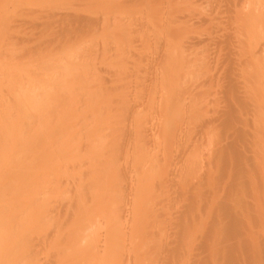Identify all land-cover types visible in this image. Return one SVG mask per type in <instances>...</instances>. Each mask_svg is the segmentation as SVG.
Here are the masks:
<instances>
[{
  "label": "rangeland",
  "instance_id": "obj_1",
  "mask_svg": "<svg viewBox=\"0 0 264 264\" xmlns=\"http://www.w3.org/2000/svg\"><path fill=\"white\" fill-rule=\"evenodd\" d=\"M218 1L0 0V264H165V238L172 233L167 223L178 218L161 223L156 217L163 208L187 204L193 192L201 206L221 191L230 176L220 179L224 157H230L229 164L244 165L247 156L257 162L254 168L252 161L246 163L250 178L263 185L264 115L248 116L246 109L233 124L223 121L232 109L230 60L237 62L231 65L235 75L243 68L245 77L256 79L250 88L263 89L255 83L264 75V28L260 33V27L247 25L262 12L246 9L232 18ZM239 23L253 34L232 36L229 28ZM78 24L90 32L71 38L68 29ZM241 56L250 57L243 67ZM246 67H259V76ZM234 147H241L242 158L231 159ZM36 163L42 177L34 171H39ZM213 175H219L217 181ZM159 178L171 182L160 184ZM213 180L223 183L213 186ZM263 188L253 192L260 205ZM200 225L205 237L199 244L214 253L218 240L206 233L205 222ZM260 226L251 239V251L260 249L251 264H264Z\"/></svg>",
  "mask_w": 264,
  "mask_h": 264
},
{
  "label": "bare ground",
  "instance_id": "obj_2",
  "mask_svg": "<svg viewBox=\"0 0 264 264\" xmlns=\"http://www.w3.org/2000/svg\"><path fill=\"white\" fill-rule=\"evenodd\" d=\"M104 1V0H103ZM108 1V0H107ZM176 1V0H175ZM183 1V0H182ZM220 1V0H219ZM218 1V2H219ZM222 1V2H221ZM220 2H221V4L222 3H224V6L223 7H225V10H228V12L227 13H229V16L231 15L232 16V18H236V16H239V14H247L248 12H244L243 10H248L249 12H259V11H261L262 12V16H261V19H259V18H257V20H255L256 22L255 23H257V25L258 26H256L255 25V23H253L254 25H251L250 23V25L249 24H247L249 27V30L252 28V26H253V28H257V27H260V29H261V27H263L264 28V0H221ZM115 2H117V1H115ZM180 2H181V0H180ZM187 2V1H186ZM203 2V1H202ZM219 2V3H220ZM112 3V2H111ZM184 3V2H183ZM115 4V3H114ZM122 4V3H121ZM127 4V3H126ZM125 4V5H126ZM216 4V3H215ZM117 5V4H116ZM124 5V6H125ZM113 6V5H112ZM222 6V5H221ZM220 6V7H221ZM119 7H120V5H119ZM181 7H183V6H181ZM222 7V8H223ZM216 8V7H215ZM123 9V8H122ZM189 9V8H188ZM118 10H119V8H118ZM120 10H121V8H120ZM181 10V9H180ZM184 10V9H183ZM185 11H186V9H185ZM180 13V12H179ZM235 16V17H234ZM245 17V16H244ZM250 17V16H249ZM255 17V16H254ZM259 17V16H258ZM251 18V17H250ZM238 19H240V17L238 18ZM244 19V18H243ZM243 19H242V21H243ZM173 20V19H172ZM259 20V22H257ZM91 20H89V23L88 24H90L91 22H90ZM235 21H236V19H235ZM241 21V20H240ZM84 22L85 23H87L86 22V20H84ZM238 22V21H237ZM236 22V23H237ZM244 22V21H243ZM253 22V21H252ZM79 23V22H78ZM81 23H82V20H81ZM224 23V22H223ZM242 23V22H241ZM246 23V22H245ZM74 25V24H73ZM72 25V26H73ZM76 25H77V23H76ZM76 25H74V26H76ZM85 25V24H84ZM83 24H81V26H80V24H78V27L74 30V28H73V30H72V28L71 29H68V27L66 28V32L69 30V32L70 31H72V36H71V38H74V39H76V36L78 37L79 35H80V38L82 37V35L84 36V34H83V32H85L86 31V26H84ZM231 25V24H230ZM238 25H240V23L238 24ZM238 25H235V26H232V27H234V28H231L230 26V31L229 32H231L230 34L233 36L234 34H239V33H242V32H244V33H242V34H245L246 35V32L248 33V35L249 34H253V33H251L252 31H249V30H246V28H245V26L244 25H240V26H238ZM246 25V26H247ZM91 26V25H90ZM95 26V25H94ZM238 26V27H237ZM243 26H244V29L243 30H241L242 28H243ZM250 26H251V28H250ZM255 26V27H254ZM69 27H71V25L69 26ZM88 27V26H87ZM92 27H93V25H92ZM94 28V27H93ZM96 28V27H95ZM68 29V30H67ZM91 29V28H90ZM90 29H88V30H90ZM87 30V31H88ZM93 30V29H92ZM245 30H246V32H245ZM257 31H259L258 29H256ZM256 30L254 31V32H256ZM87 31H86V33H87ZM262 31H263V29H261L260 30V33H262ZM61 32H63V34H64V31L62 30ZM88 32H90V31H88ZM178 33V32H177ZM69 34V33H68ZM74 34V35H73ZM241 34V35H242ZM258 34V33H257ZM67 35V34H66ZM178 35V34H177ZM255 35V34H254ZM60 36V35H59ZM62 36V35H61ZM74 36V37H73ZM247 36V35H246ZM251 36L252 35H250L249 36V38H251ZM64 39H65V34L62 36ZM61 37V38H62ZM241 37V36H240ZM66 38H68V36H66ZM79 38V37H78ZM77 38V39H78ZM174 38V37H173ZM187 38V37H186ZM224 38V37H223ZM253 38H254V36H253ZM252 38V39H253ZM63 39V40H64ZM74 39H71V40H74ZM175 39H176V37H175ZM233 39H235V38H233ZM257 39H258V37H257ZM173 40V39H172ZM238 40V39H237ZM236 40V41H237ZM254 40V39H253ZM256 40V39H255ZM68 41H70V40H68ZM202 41V40H201ZM231 41H232V39H231ZM244 41V39L242 40V42ZM263 41V40H262ZM176 44H177V42L176 41H174ZM173 42V45L172 46H174V45H176L175 43ZM194 43V42H193ZM258 43V42H257ZM48 44V43H47ZM179 44V43H178ZM230 44H231V42H230ZM234 44H235V42H234ZM248 44V43H247ZM49 45V44H48ZM48 45H46L47 46V48H48ZM53 45V44H52ZM52 45H51V48H52ZM185 45V44H184ZM192 45V44H191ZM198 45V44H197ZM236 45V44H235ZM238 45V44H237ZM45 46V45H44ZM223 46V45H222ZM225 46V45H224ZM239 46V45H238ZM43 47V46H42ZM42 47H40V49L42 48ZM190 47V46H189ZM230 47H232V46H230ZM235 47V46H234ZM171 48V47H170ZM175 48V47H174ZM233 48V47H232ZM239 48V47H238ZM40 49H39V51H40ZM46 48L44 47V49L43 50H45ZM188 49V48H187ZM223 49H225V48H223ZM260 49H262V50H264L263 49V47L262 48H260ZM42 50V51H43ZM233 50V49H232ZM37 51H38V49H37ZM48 51V50H47ZM193 51V50H192ZM227 51V50H226ZM229 52V51H228ZM232 53V52H231ZM259 53V52H258ZM233 54V53H232ZM237 54V53H236ZM246 54V53H245ZM231 55V54H230ZM206 56V55H205ZM242 57L243 56H241V58H240V60L242 59ZM246 57H248V56H246ZM250 58V57H249ZM249 58H247V59H249ZM196 59V58H195ZM236 59V58H235ZM244 59V58H243ZM247 59H245V60H247ZM261 59V58H260ZM263 59V58H262ZM234 59H232V60H230V64L231 65H233V64H235V62L236 61H233ZM238 61V64H239V66H241V67H243V64H244V61L245 60H241V61ZM251 60V59H250ZM250 60H248V61H250ZM181 61V60H180ZM252 61V60H251ZM258 61H259V58H258ZM237 63V62H236ZM245 63H247V61L245 62ZM261 63V62H260ZM249 64L250 63H247L246 65L247 66H249ZM230 65V67H231V69H229V81H228V83H229V85H230V87H229V85H227L228 87H227V89H230L229 90V92H231V93H229V95H231L230 97H232V100H230L231 102H230V104H231V110H229V113L227 112V115H226V120H225V117L224 116H222L221 117V119L223 120V117H224V122L225 123H227V124H233L234 122H233V120L235 121V116L237 115V113H241V112H243V110L245 111L246 109V114L249 116V115H252L253 117H257L258 118V115L259 114H263L264 115V75L263 76H259V74H260V72L259 71H257L256 69L257 68H259V67H257L256 69L254 68L253 70H251V71H253V72H255V71H257V74L256 73H254L253 74V72H251V71H249L248 70V68L246 67V69H245V71L246 70H248L249 72H251V75L253 74V76H255V78H256V75L257 76H259L258 77V79H259V81L261 82V83H255V84H257L259 87H263V89H261L260 90V88L258 89V90H255V88H254V90L253 89H251L250 88V86L253 84V82H255V80L256 79H254V81L252 82V79L251 78H249V77H245V75H246V73L244 72V70H243V68H242V70H239L238 71V73L235 75V71H236V68L237 67H235V69H233L234 67L233 66H231ZM235 65H237V64H235ZM238 66V69H240V67ZM251 66H253V65H251ZM250 66V67H251ZM262 66H264V65H262ZM233 67V68H232ZM260 69V68H259ZM235 70V71H234ZM263 70H264V67H263ZM247 71V72H248ZM195 72V71H194ZM224 72V71H223ZM226 72V71H225ZM241 72V73H240ZM239 73H240V75H239ZM259 73V74H258ZM264 73V72H263ZM262 73V71H261V75L263 74ZM228 74V73H227ZM249 74V73H248ZM237 75L240 77V78H242V85H241V81H239V80H237ZM250 75V76H251ZM185 76H187V75H185ZM228 76V75H227ZM239 78V79H240ZM206 79V78H205ZM241 80V79H240ZM200 82H202V81H200ZM178 83V82H177ZM180 83V82H179ZM187 84V83H186ZM192 84V83H191ZM202 84V83H201ZM200 84V85H201ZM262 86H261V85ZM188 85V84H187ZM257 85H255V86H257ZM203 87V86H202ZM254 87V86H253ZM172 88H173V86H172ZM180 88V87H179ZM189 90V89H188ZM221 94V93H220ZM185 95V94H184ZM201 97V96H200ZM231 99V98H230ZM182 105V104H181ZM180 106V105H179ZM176 110V109H175ZM179 110V109H178ZM176 112V111H175ZM245 112H243L244 114H245ZM219 113V112H218ZM220 114V113H219ZM177 115V114H176ZM225 115V114H224ZM241 116V115H240ZM262 116V115H261ZM237 117V116H236ZM221 119H219V120H221ZM242 119V118H241ZM221 120V121H222ZM238 120V119H237ZM261 120H263V118L261 119ZM260 120V121H261ZM179 121V120H178ZM184 121V120H183ZM222 121V122H223ZM242 121V120H241ZM250 121V120H249ZM256 121V120H255ZM258 121V120H257ZM245 123H247V122H245ZM178 124V123H177ZM242 125V124H241ZM255 125V124H254ZM262 125H263V123H262ZM249 126V125H248ZM179 127V126H178ZM246 127V126H245ZM261 127V126H260ZM181 128V127H180ZM175 129V128H174ZM235 129H236V127H235ZM177 131V130H176ZM259 132V131H258ZM174 133H175V131H174ZM235 133H237V132H235ZM260 133V132H259ZM251 134H252V132H251ZM258 134V133H257ZM174 135L175 134H173V137H174ZM262 135V134H261ZM255 136V135H254ZM253 136V137H254ZM37 139H38V137H36ZM41 138V137H40ZM254 139H256V138H254ZM261 139V138H260ZM258 140V139H257ZM40 140L38 139V142H39ZM243 141V140H242ZM30 142V141H29ZM37 142V141H36ZM41 142V141H40ZM260 142H262V141H260ZM260 142H258V143H260ZM44 144H45V146H44ZM44 144H43V148H42V150H44V152H45V149H44V147H46V143L44 142ZM28 145V144H27ZM32 145V144H31ZM34 145V144H33ZM32 145V146H33ZM37 145H39V147H41V143L39 144V143H37ZM251 145V144H250ZM30 146V145H29ZM243 146V145H242ZM255 146H256V144H255ZM254 146V147H255ZM48 147V146H47ZM230 146H228V148H229ZM233 147V146H232ZM253 147V148H254ZM33 148H36V146H33ZM50 148V147H49ZM225 148V147H224ZM227 148V149H228ZM235 148V147H234ZM233 148V149H234ZM238 148H241V147H238ZM237 148V150H236V148H235V150H234V155H231L230 154V151H229V155L228 156H230L231 155V159L232 160H235V158H236V160H237V158H242V157H240L239 156V152H238V150H241V149H238ZM244 148H245V146H244ZM261 148V147H260ZM32 149V148H31ZM230 149H232V148H230ZM232 149V150H233ZM263 149V148H262ZM223 150V149H222ZM247 150H249L248 148H247ZM247 150H246V152H247ZM253 150H255V152H256V150H258L256 147L253 149ZM261 150V149H260ZM225 151V150H224ZM223 151V152H224ZM242 152H243V150H241ZM250 151H252V150H250ZM262 151V150H261ZM50 152V151H49ZM222 152V153H223ZM245 152V153H246ZM252 152H254V151H252ZM251 152V154H249V157L253 154ZM259 152V151H258ZM41 153V156H43L42 155V151L40 152ZM228 153V152H227ZM241 153V152H240ZM46 154V152L44 153V155ZM224 154V156H225V153H223ZM246 154H248V152L246 153ZM255 154H257V152L255 153ZM254 154V155H255ZM39 154H37L36 156H38ZM241 155H242V153H241ZM262 155V154H261ZM242 156H244V155H242ZM259 156V155H258ZM257 155H256V157H258ZM51 157V156H50ZM49 157V158H50ZM248 157V156H247ZM247 157H245L244 158V160H245V164L243 165L242 164V162H240L241 164L239 165V163H235L234 164V162L233 163H231V161H230V164H229V161H228V158L230 159V157H224L223 159H226V163H225V166H224V164H223V161H222V164H223V166H224V168H223V170L221 171V169L219 170L220 171V174L223 176V177H221L220 179L221 180H225L224 179V176H225V174H227V173H229V174H227L226 176L228 177L225 181H226V183H224V187H220V189H221V191L220 190H218L219 191V193H218V191L216 190V192L215 193H213V194H211V193H209V194H211V195H209L208 197H210V198H205L206 200H205V202H204V204L203 205H201L200 206V204L196 201V199L198 198V199H201V197H198V196H195V194H194V192L193 191H191V194H192V192H193V195H190V196H188V198H186V199H188V203L187 204H185V205H183L184 204V202L182 203V205L183 206H179V207H177V208H179V209H177V210H175L174 208H172L171 206H170V208H168V207H166V209L165 208H163L165 211H163L164 213L160 216L159 214V217L157 218L156 217V220L157 219H159L158 221H160V219H161V223H162V220H163V222L164 223H167L170 219H171V217H174L175 215H177V218H178V221L175 223V221H172V222H174V223H172L171 224V222L170 223H167L168 225L170 224V227H171V232L172 233H167L166 232V234H168V237H166L167 235H165V239H166V242L168 243H166V242H164V244L163 245H168L169 246V248H167V251H165V252H163V253H165V261H166V263L165 264H222V261H224V264H240V262H242L241 264H251V260L254 258L253 257V255H254V253L256 252V254H257V250L259 249V247H258V249H256L255 251H251V244H252V242H251V239H252V237L255 235V232H256V235H257V230L258 231H260L257 227H258V224H261L262 226H260L261 227V229H263V224H264V202H260L261 203V205L260 204H258V202H257V195L254 197V191L256 190V191H258L259 189H260V186H261V188L263 187V185H264V181H263V185H260L259 186V182L257 183L256 181H253V178H250L251 176H250V169L252 170V167L254 168V166H255V164L257 163V162H255V163H253V160H251L250 161V158H247ZM35 158V157H34ZM42 158V157H41ZM47 158H48V156H47ZM252 158H253V156H252ZM251 158V159H252ZM37 159H40V156H39V158L38 157H36L35 158V160H37ZM43 159H45V157L43 158ZM194 159H196V158H194ZM255 159V158H254ZM258 158H256V160H257ZM31 160V159H30ZM33 160V159H32ZM31 160V161H32ZM35 160H34V162H35ZM50 160V159H49ZM49 160H48V163L50 164V162H49ZM192 160H193V158H192ZM238 160H240V159H238ZM244 160H242L243 162H244ZM31 161H29L28 163L30 164V165H32L31 163ZM38 161V160H37ZM42 161V160H41ZM45 162L47 161V159L46 160H44ZM241 161V160H240ZM251 162V163H253V166L249 169V167H248V164L246 163V162ZM258 161H260V160H258ZM31 162V163H30ZM19 163L20 162H18L17 164L19 165ZM22 163V162H21ZM20 163V166L23 164H21ZM25 163V162H24ZM251 163H250V165H251ZM263 163V162H262ZM37 164V167H38V163H36ZM258 164H259V162H258ZM27 164H25V167H27L26 166ZM249 165V166H250ZM263 165V164H262ZM34 166V165H33ZM40 167H41V165H39ZM46 165L44 164V167H45ZM49 166V165H48ZM51 166V165H50ZM152 166H154V165H152ZM222 166V165H221ZM256 166H258V165H256ZM260 166V165H259ZM16 167H17V165H16ZM19 167V166H18ZM18 167H17V169H18ZM22 167V166H21ZM24 167V168H25ZM28 167H29V165H28ZM42 167H43V164H42ZM41 167V168H42ZM261 167V166H260ZM20 168V167H19ZM23 168V167H22ZM30 168L32 169V167L30 166ZM39 168V167H38ZM159 168V167H158ZM27 169V168H26ZM31 169L29 170V172L31 171ZM36 169V168H35ZM34 169V171H37V175H40L39 174V172H40V168H39V171H38V169H36L35 170ZM44 169V168H43ZM157 169V168H156ZM181 169V168H180ZM25 170V169H24ZM256 170H257V167H256ZM261 170V169H260ZM16 171H21V169L20 170H16ZM23 171V170H22ZM28 170H26L25 172H27ZM41 171H43V170H41ZM250 171V172H249ZM44 172H46V170L44 171ZM177 172V171H176ZM217 172V171H216ZM222 172V173H221ZM259 172H261V171H259ZM31 173H32V171H31ZM31 173H30V175H31ZM33 173H35L36 174V172H33ZM32 173V174H33ZM20 174H22V173H20ZM176 174V173H175ZM259 175H260V173H258ZM19 174H17V176H18ZM24 175H25V173H24ZM26 175H29V173L28 174H26ZM26 175L24 176L25 177V179H27L26 178ZM29 175V176H30ZM34 175V174H33ZM33 175L32 176H30V177H32V181H33V179H35V178H33ZM264 175V174H263ZM20 176V175H19ZM18 176V177H19ZM214 176V175H213ZM217 176H219V175H217ZM217 176L215 177L214 176V179L216 178V181H217ZM254 176V175H253ZM252 176V177H253ZM256 176H258V175H256ZM29 177V178H30ZM36 177V176H35ZM40 177H42V174H41V176ZM164 177V176H163ZM262 177V179H263V176H261ZM21 178H23V177H21ZM29 178L27 179V180H29ZM37 178H39V176L37 177ZM24 179V178H23ZM41 179V178H40ZM154 179V178H153ZM164 179H166V177L164 178ZM211 179V178H210ZM213 179V178H212ZM36 180V179H35ZM159 180H160V178H159ZM169 182H171L170 181V179H167ZM254 180H256V179H254ZM264 180V179H263ZM150 181V180H149ZM167 181V183H169ZM224 181V182H225ZM19 182H22L21 180L19 181ZM30 182V181H29ZM151 182H152V180H151ZM157 182V181H156ZM156 182H154V184H153V186H152V188L150 187V190L152 189L153 190V188H154V185H155V183ZM160 182H161V180H160ZM163 182V181H162ZM160 183V184H167L166 182H164V183ZM175 182V181H174ZM214 180H213V183H211V184H213V186H217V184H219V182H222V181H219L218 183H216V184H214ZM256 182L257 184H255L254 185V183ZM25 183H27V181L25 180ZM150 183V182H149ZM223 183V182H222ZM17 184V183H16ZM20 184V183H19ZM19 184H17V186H20ZM157 184H158V182H157ZM156 184V185H157ZM210 184V186L212 187V185ZM261 184H262V182H261ZM168 185V184H167ZM170 185V184H169ZM16 187V186H15ZM156 187V186H155ZM158 187H160V186H158ZM157 187V188H158ZM161 187H162V185H161ZM164 187V186H163ZM174 187V186H173ZM172 187V188H173ZM184 187V186H183ZM188 187H190L189 185H187L186 186V188H188ZM27 187H25V189H26ZM29 188V187H28ZM166 188H167V186H166ZM176 188V187H175ZM185 188V189H186ZM196 188H197V186H196ZM199 188V187H198ZM20 189V188H19ZM18 189V190H19ZM155 189V188H154ZM159 189V188H158ZM164 190V188H161V189H159V190ZM182 189H184V188H182ZM181 189V190H182ZM264 189V188H263ZM15 190H16V188H15ZM17 190V191H18ZM29 190V189H28ZM178 190V189H177ZM179 190H180V188H179ZM187 190V189H186ZM193 190V189H192ZM204 190H207V192L209 191L208 189H204ZM214 190V189H213ZM261 190V189H260ZM16 191V192H17ZM20 191V190H19ZM24 191V192H23ZM23 191H20V193L21 194H23V195H25L26 193H25V190L23 189ZM32 192H33V190H31ZM148 191H149V189H148ZM165 191V190H164ZM164 191H162V192H164ZM194 191H195V189H194ZM212 191V190H211ZM261 191H263V190H261ZM16 192H15V194H16ZM23 192V193H22ZM38 192V191H37ZM152 192H154V190L152 191ZM156 192H158L157 191V189H156ZM169 192H170V190L167 192L168 194H169ZM184 192H188L189 193V191L187 190V191H185V190H183V193ZM198 192V191H197ZM202 192V191H201ZM207 192H205V193H207ZM254 192V193H253ZM259 192V191H258ZM19 193V192H18ZM148 193V192H147ZM161 193V192H160ZM171 193H172V191H171ZM178 193H179V191H178ZM178 193H177V195H178ZM187 193V194H188ZM196 193V192H195ZM204 193V194H205ZM218 193V194H217ZM264 193V192H263ZM1 194H3L2 192L0 193V195ZM28 195L29 194H31L30 193V191H29V193H27ZM26 194V195H27ZM34 194H36L35 192H34ZM34 194H32L33 196H34ZM38 194V193H37ZM165 194V193H164ZM176 194V193H175ZM180 194H182V193H180ZM184 194H186V193H184ZM186 194V195H187ZM260 194H261V192H260ZM18 195H20V194H17L16 196H17V198H18ZM23 195H21V197L23 196ZM25 195V196H26ZM31 195V196H32ZM157 195V194H156ZM166 195V194H165ZM170 195V194H169ZM176 195V196H177ZM197 195H200L199 193L197 194ZM203 195V194H202ZM15 196V197H16ZM153 196V195H152ZM160 196V194L157 196V197H159ZM168 195H166V197H167ZM171 196V195H170ZM204 196V195H203ZM13 197V196H12ZM179 197V196H178ZM178 197H177V199H178ZM180 197H184V196H180ZM260 196H258V198H259ZM17 198H16V202H17ZM25 198V197H24ZM173 198V197H172ZM262 198V197H261ZM263 198H264V196H263ZM262 198V199H263ZM14 200H15V198H13ZM22 199V198H21ZM148 199H149V196H148ZM151 199V198H150ZM168 199V198H167ZM167 199H166V201H167ZM169 199H171V198H169ZM168 199V203L167 204H169V202L171 201V200H169ZM250 199H252V201H250ZM23 200V199H22ZM25 201H26V198L24 199ZM28 200V199H27ZM31 200V199H30ZM254 200V201H253ZM264 200V199H263ZM19 202H20V197H19V200H18ZM29 201V200H28ZM27 201V202H28ZM32 201V200H31ZM174 201V200H173ZM177 201V200H176ZM181 201H183V200H180V202ZM203 201V200H202ZM16 202H14L15 204H17V205H20L19 204V202L18 203H16ZM22 202V201H21ZM20 202V203H21ZM24 202V201H23ZM23 202L21 203V204H23ZM30 202V201H29ZM144 202V201H143ZM179 202V201H178ZM176 203V204H174V205H177V204H179V203ZM171 203V202H170ZM203 203V202H202ZM2 204V203H1ZM8 204V203H7ZM9 204H11L10 202H9ZM13 204V203H12ZM11 204V205H12ZM159 204V203H158ZM181 204V203H180ZM11 205H9V206H11ZM17 205H15V206H17ZM171 205H173V204H171ZM22 206V205H21ZM20 206V207H21ZM7 207H8V205H7ZM19 207V206H18ZM17 207V208H18ZM100 207V206H99ZM101 207H103V206H101ZM141 207V206H140ZM10 208V207H9ZM11 208L12 209H14L12 206H11ZM8 209V208H7ZM16 209V208H15ZM102 209V208H101ZM100 209V210H101ZM139 209V208H138ZM174 209V210H173ZM99 211V210H98ZM102 211V210H101ZM159 211V210H158ZM175 211V212H174ZM99 213H101V212H99ZM103 213H104V209H103ZM157 213V212H156ZM155 213V214H156ZM97 214V213H96ZM161 214V213H160ZM102 215V214H101ZM100 215V216H101ZM151 216V215H150ZM155 216V215H154ZM153 217V216H152ZM161 217V218H160ZM174 218H176V217H174ZM92 219V218H91ZM155 220V219H154ZM174 220V219H173ZM244 220H245V222H244ZM152 221L153 220H151V223H152ZM171 221V220H170ZM155 222V221H154ZM203 222H205L206 224H207V227L209 226V228H207L208 230H207V232L206 233H208L210 236H213L214 235V238H215V236H216V240H218V242L216 243V245H215V243H214V253L211 251V248H208L206 245H204V246H202L201 244H199V241H201V240H204V234H205V232L204 233H202V231H201V228H199L200 226H202V225H200V224H202ZM149 224V223H148ZM156 224V223H155ZM154 224V225H155ZM160 224V223H159ZM166 224V225H167ZM209 224V225H208ZM147 225V224H146ZM164 225V224H163ZM163 225H161L160 224V226H163ZM200 225V226H199ZM205 225V224H204ZM150 226V225H149ZM152 226H153V224H152ZM164 227V226H163ZM152 228H154V227H152ZM164 228H166V227H164ZM168 228V227H167ZM166 228V229H167ZM204 229H206L205 227H203ZM257 228V229H256ZM147 229V228H146ZM165 229V230H166ZM170 229V228H169ZM145 230V229H144ZM153 230V229H152ZM163 230V229H162ZM264 230V229H263ZM150 231V230H149ZM148 232V231H147ZM261 232V231H260ZM154 233V232H153ZM157 233V232H156ZM159 233V232H158ZM157 233V234H158ZM161 233V232H160ZM163 233H164V231H163ZM151 234V233H150ZM156 235V234H155ZM207 235V234H206ZM113 236V235H112ZM154 236V235H153ZM159 237V236H158ZM150 238H151V236H150ZM212 238V237H211ZM157 239H159V238H157ZM160 240V239H159ZM163 241H165L164 240V238H163ZM149 242H150V240H149ZM161 242V244H162V241H160ZM215 242V241H214ZM253 242H254V239H253ZM138 243V242H137ZM156 243V242H155ZM158 243V242H157ZM166 243V244H165ZM201 243H202V241H201ZM213 243V242H212ZM94 245V244H93ZM92 245V246H93ZM148 245V244H147ZM150 245H151V243H150ZM157 245V244H156ZM211 245V244H210ZM261 245V244H260ZM90 246V248H89V250L90 249H93V248H91V245H89ZM98 246V245H97ZM139 245H137V247H138ZM207 248H206V247ZM212 246V245H211ZM261 246H264V245H261ZM135 247H136V245H135ZM155 247V246H154ZM165 248H166V246H164ZM84 248V247H83ZM156 248H158V247H156ZM160 248H161V245H160ZM253 248V247H252ZM261 248V247H260ZM135 249V248H134ZM137 249V248H136ZM152 249H155V248H152ZM263 249V248H262ZM261 249V250H262ZM85 250V249H84ZM165 250V249H164ZM212 250H213V248H212ZM260 250V249H259ZM86 251V250H85ZM85 251H81L79 254L81 255L80 256V258L81 257H83L84 256V254H86V252ZM87 251H88V249H87ZM134 251V250H133ZM159 251V250H158ZM263 251V250H262ZM91 252V251H90ZM93 252V251H92ZM120 252V251H119ZM123 252V251H122ZM162 252V251H161ZM77 253V252H76ZM118 253V252H117ZM152 253V252H151ZM131 254V253H130ZM262 254H263V252H262ZM122 255H123V253H122ZM77 256V255H76ZM75 256V257H76ZM120 256H121V254H120ZM154 256V255H153ZM78 257H79V255H78ZM122 257V256H121ZM149 257H150V255H149ZM253 257V258H252ZM84 258V257H83ZM156 258V257H155ZM258 258V257H257ZM76 259H79V258H76ZM87 259V258H86ZM132 259V258H131ZM158 259H159V257H158ZM264 259V258H263ZM163 260V259H162ZM259 260V259H258ZM78 261V260H77ZM84 261V260H83ZM158 261V260H157ZM86 262V261H85ZM156 262V261H155ZM159 262V261H158ZM257 262V261H256ZM252 263H253V261H252ZM255 263V262H254ZM253 263V264H254ZM262 263V262H261ZM136 264V263H135ZM259 264V263H258ZM263 264V263H262Z\"/></svg>",
  "mask_w": 264,
  "mask_h": 264
}]
</instances>
